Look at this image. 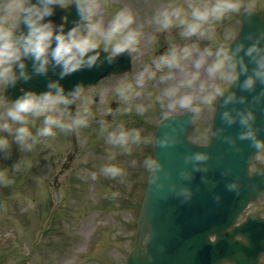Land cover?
<instances>
[{
  "label": "clouds",
  "instance_id": "1",
  "mask_svg": "<svg viewBox=\"0 0 264 264\" xmlns=\"http://www.w3.org/2000/svg\"><path fill=\"white\" fill-rule=\"evenodd\" d=\"M67 3L75 4L78 19L66 29L64 23L56 24L50 17L56 6ZM241 7L249 15L255 11V5L242 6L239 0H167L159 4L149 20L155 24L156 33L178 28L186 42L171 44L133 79L125 78L118 83L115 94L122 102L118 111L134 109L143 113L147 106L135 102V97L141 94L146 82L155 78L161 82L172 80L176 77V70L182 73V78L156 95V100L169 114L178 109L199 112L203 107L215 104L220 96H224L225 105L237 101L243 103L245 97H237L235 91L225 95L226 85L239 83L241 88L251 91L257 82L264 83V30L249 32L247 40L251 41L250 44L244 40L234 44L219 40L214 47H201L199 40L191 39L207 37L214 40L215 25ZM99 8V0H0V185L14 184L19 175L30 171L37 163L35 157L43 147L61 133L69 135L87 127L94 116L91 108L94 101L79 83L66 91L59 80H49L45 90L22 89V94L15 99L4 97L2 90L8 85H16L20 79H30L27 59H31L36 73H47L50 66L59 67V75L63 77L102 62L99 61L101 49L107 53L105 58L109 63L121 53L141 51L144 25L137 22L138 13L131 7H122L105 25L102 18H97ZM201 69L220 83L206 90L205 82L201 80ZM242 74L245 78L241 81ZM197 81H200L199 94L192 90ZM261 95L256 99L260 100ZM73 104H77L75 111L71 107ZM104 112L110 113L112 109L106 106ZM221 118L228 124L239 119L246 129L239 133V138H250L257 147L264 146L256 138L253 128L255 114L251 108L238 110L235 114L226 109ZM164 120L169 124L164 125L160 136L149 137L141 128L127 127L123 122L112 126L102 121V132L107 142L126 152H130L133 146L149 143L166 148L178 142V129L170 126V115ZM220 131L218 129L217 134ZM225 139L235 143L232 137ZM14 150L18 151V157L12 160L11 165L3 163L12 158ZM184 158L186 162H202L208 159V153L197 151L186 154ZM142 163L147 171L158 172L163 167L151 154L145 156ZM201 167L200 163H194V168ZM81 172L84 179L98 178L97 171L82 169ZM100 172L115 178L122 176L124 169L117 163L106 162ZM180 175L190 179L192 173L182 169ZM151 179L156 183L158 175ZM227 186L238 190L236 181L229 182ZM177 195L190 199L192 189L182 186Z\"/></svg>",
  "mask_w": 264,
  "mask_h": 264
},
{
  "label": "rangeland",
  "instance_id": "2",
  "mask_svg": "<svg viewBox=\"0 0 264 264\" xmlns=\"http://www.w3.org/2000/svg\"><path fill=\"white\" fill-rule=\"evenodd\" d=\"M165 2L167 0H102L107 7L106 13L109 18L105 17L103 12L102 6L103 8L105 6L99 2L102 6L100 5L97 18H102L105 25L122 7H131L136 11L137 22L144 25L141 51L132 53L133 67L127 79H133L135 74L153 58L166 52L171 44L186 42L178 28L171 32L156 33L155 24L149 23L155 8ZM239 2L242 6L255 5V8L264 13V0H239ZM237 12L230 13L231 17L229 14L226 15L215 25L214 40L207 37L191 39L199 40L201 47H214L219 40L229 41L239 27ZM150 35H153L152 39H149ZM166 44L167 46H163ZM180 78L182 73L176 70V77L172 80L161 82L155 78L147 81L141 94L135 97V102L144 101L143 104L146 105V100H143L142 96L147 93L148 88L152 89L148 94V103L153 107L154 113L159 110L157 114H153L158 120L159 113L162 115L167 110L156 100V95L161 89ZM122 79L125 77L111 76L100 81L94 88L88 89L85 93L94 101L91 105L94 116L89 125L69 135L61 133L49 145L42 148L35 157L37 163L30 171L19 175L12 185H0V237L8 234L10 239L0 240V264H74V262L75 264H122L123 256L133 243L135 229L133 222L138 215L137 205L141 193L133 192L128 202L121 199L124 196V192L121 191L127 184V179L132 177V174L128 173L129 160L119 157L122 148L107 142L102 132V121L113 126L118 124L114 114L110 119L109 113H105L104 108L110 107L109 102L120 100L115 94V87ZM201 80L205 82L206 90L220 83L208 77L203 69H201ZM199 84L200 81H197L192 89L197 94L200 91ZM95 96H98L97 99ZM213 107L214 104L195 112L190 138L207 140ZM180 110L185 109L177 111ZM124 113H132L128 114L131 116L134 114L133 111ZM150 113L152 111L150 112L148 108L143 112L146 116ZM101 114L104 116L101 117ZM105 116H108V119ZM18 155V151L14 150L12 158L3 163L11 165L12 160ZM106 162L122 165L124 169L122 176L113 178L101 173V166ZM82 169L97 171L98 179L100 176H105L109 182L106 181L104 186L100 184L102 190L98 189L97 193L91 196L85 190V183L90 177L84 179ZM137 177L140 178L139 175ZM90 182L94 180L91 179ZM138 182V187H141L140 181ZM87 188L89 185L86 186ZM114 192L118 195H113ZM100 196H104V199ZM93 200L98 201L97 203L101 201L102 207L99 204L95 206ZM103 221L107 222L108 226L100 231L92 254L82 263L78 253L73 259L76 251L84 246L86 239L88 244L90 243L98 223ZM31 239H36V242H32ZM31 248L34 249L30 252Z\"/></svg>",
  "mask_w": 264,
  "mask_h": 264
},
{
  "label": "water",
  "instance_id": "3",
  "mask_svg": "<svg viewBox=\"0 0 264 264\" xmlns=\"http://www.w3.org/2000/svg\"><path fill=\"white\" fill-rule=\"evenodd\" d=\"M58 13L60 11H54L56 24L64 23L58 19ZM64 13L69 14V21L65 22V26L70 28L77 21L78 18H75L74 12L69 9L64 10ZM53 15L50 19L53 18ZM242 22L244 28L248 27L250 24H253L256 27H261L262 22L260 17H257V14L253 13L249 15L245 13ZM106 53L101 50V55L99 61L93 67H83L78 69L72 73H69L63 77L59 75L60 69L59 67H49V70L52 69V73L55 76V80H59L60 83L65 86V90L72 89L75 85L84 84L89 81H95L103 74L108 71L115 70V66L109 65L106 60ZM28 72L31 73L30 79L25 81V84L28 87H32V89L37 91H42L47 88L48 81L51 80L49 76L45 74L36 73L33 69V66L30 65L28 67ZM231 90L227 91H233ZM14 92L15 98L22 94V92H17L16 88L9 87L5 92V96L7 94H11ZM227 92L225 95H227ZM224 96L221 97L220 103L217 106L215 123L212 129L213 132V141L208 146H197L191 144L187 138L186 133L190 123L189 114L188 118H176L170 120V126L174 125L178 129V142L172 146L162 148L160 146L161 153L170 161L171 166H166L167 169L172 171H181L184 170H194L196 172L192 173L199 177V181L192 182L190 184L191 187H196L194 190V198L193 195L190 199L185 200L182 196L177 195V190L182 186H188L184 181V177L177 174H162L158 176V180L156 183L151 181L152 193L151 197L159 204V207L162 211H166L169 213H173L175 215L184 214V210L186 205H191L193 209L190 212H198L201 209L202 215L205 221L210 222L209 231L214 229H223L227 225V215L229 212L234 211V204L237 200H240V204L246 201L249 197L255 195L258 188L251 189L247 186V174H240L243 166L236 164L233 156L236 154L235 150H233L235 143L233 144L230 140L225 139V137H232L234 140L236 139L230 133H224L222 131L217 134V130H220V126H217V116L219 113V109L223 105ZM72 107V106H71ZM169 124V121L166 122ZM222 127L224 124H221ZM164 126L158 131L157 136H160L163 132ZM157 144H155L156 146ZM158 148V145H157ZM197 151H203L208 153V159L202 162H193V161H185V155L194 153ZM160 153V152H159ZM160 153V154H161ZM234 154V155H233ZM194 163H200L202 165L201 168H194ZM233 165L236 170H233L231 167ZM198 170H204V174H199ZM237 171V174L234 173ZM156 174H161L160 172H156ZM180 174V173H179ZM234 174V175H233ZM231 181L240 182L238 189H229L228 183ZM175 185V188L173 187ZM195 185V186H194ZM219 196V199H217ZM197 206L199 208H197ZM240 206V205H239ZM237 206V207H239ZM149 195L146 196V199L143 203V207L141 209V217L139 219V229L137 234V244L135 248L131 251L129 256L127 257L126 264H147L153 256H151V251L158 253V246L155 240L151 237V233L149 232L150 222H149ZM197 215V214H196ZM195 215V216H196ZM178 224L183 225V218L178 220ZM219 231H216V235L220 234ZM203 237V236H202ZM206 242V238H203V242ZM221 241L225 239L221 238ZM207 247V251L211 252V257L215 258L217 256V243L209 244L204 243ZM140 247L138 248V246ZM150 248H149V246ZM193 254V253H192ZM209 257L210 261L212 258ZM187 259V256L184 257Z\"/></svg>",
  "mask_w": 264,
  "mask_h": 264
}]
</instances>
